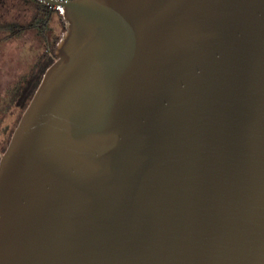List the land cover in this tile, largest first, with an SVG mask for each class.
Returning <instances> with one entry per match:
<instances>
[{
	"label": "water",
	"instance_id": "95a60500",
	"mask_svg": "<svg viewBox=\"0 0 264 264\" xmlns=\"http://www.w3.org/2000/svg\"><path fill=\"white\" fill-rule=\"evenodd\" d=\"M45 1L0 264H264V0Z\"/></svg>",
	"mask_w": 264,
	"mask_h": 264
},
{
	"label": "rangeland",
	"instance_id": "374dc122",
	"mask_svg": "<svg viewBox=\"0 0 264 264\" xmlns=\"http://www.w3.org/2000/svg\"><path fill=\"white\" fill-rule=\"evenodd\" d=\"M30 16V8L24 7V5L20 3L19 19L25 22ZM50 25L51 37L62 35L65 30V22L56 11L53 14ZM43 48L44 43L31 29L19 35L17 39H11L3 43L0 56V102L2 105L10 101L11 90L14 88L15 84H18L23 73L30 68L38 53ZM11 109L7 108L5 113H3L2 126H5L6 123L12 124L16 112L20 111V107L16 105H13ZM7 134L8 132H3L0 136L3 144L7 143Z\"/></svg>",
	"mask_w": 264,
	"mask_h": 264
},
{
	"label": "trees",
	"instance_id": "16d2710c",
	"mask_svg": "<svg viewBox=\"0 0 264 264\" xmlns=\"http://www.w3.org/2000/svg\"><path fill=\"white\" fill-rule=\"evenodd\" d=\"M29 8L31 16L25 22L21 20L18 22L17 34L22 35L28 29L33 30L44 43V48L38 53L30 68L23 73L18 81L14 97L20 107L19 118L39 85L46 68L56 58L54 50L61 35L51 37L50 21L54 12H58L63 18L58 8L46 2L33 0ZM63 21L65 22L64 18ZM6 146L7 144H3L2 149H5Z\"/></svg>",
	"mask_w": 264,
	"mask_h": 264
},
{
	"label": "flooded vegetation",
	"instance_id": "af4514ba",
	"mask_svg": "<svg viewBox=\"0 0 264 264\" xmlns=\"http://www.w3.org/2000/svg\"><path fill=\"white\" fill-rule=\"evenodd\" d=\"M32 1L33 0H0V56H1V48L3 43L11 39H17V37L19 36L17 34V25L18 22L20 21L19 4L22 3L24 7L29 8ZM38 1L48 3L45 0H38ZM16 91H17V84H15L14 88L10 92V101L6 102L5 105H2V103L0 102V136L2 135L3 132H8L7 134L8 140L6 143L7 145L20 118H19V111H17L14 118V122L12 124L6 123L5 126H2V120L4 115L3 113H5L7 108L11 109L13 105H16L18 107V104L14 97ZM2 146H3V142L2 139L0 138V156H1V152L5 150L2 149Z\"/></svg>",
	"mask_w": 264,
	"mask_h": 264
},
{
	"label": "built area",
	"instance_id": "2783aa9c",
	"mask_svg": "<svg viewBox=\"0 0 264 264\" xmlns=\"http://www.w3.org/2000/svg\"><path fill=\"white\" fill-rule=\"evenodd\" d=\"M49 4H50V3H49ZM50 5H51V4H50ZM52 6L58 8L60 12L63 10V5H62V4H56V5H52Z\"/></svg>",
	"mask_w": 264,
	"mask_h": 264
}]
</instances>
